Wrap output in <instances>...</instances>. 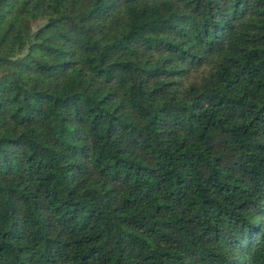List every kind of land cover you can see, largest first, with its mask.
<instances>
[{"label": "trees", "instance_id": "16d2710c", "mask_svg": "<svg viewBox=\"0 0 264 264\" xmlns=\"http://www.w3.org/2000/svg\"><path fill=\"white\" fill-rule=\"evenodd\" d=\"M0 264H264V0H0Z\"/></svg>", "mask_w": 264, "mask_h": 264}]
</instances>
